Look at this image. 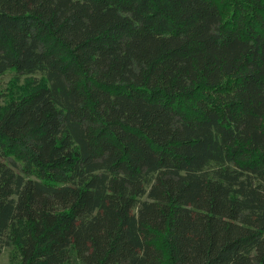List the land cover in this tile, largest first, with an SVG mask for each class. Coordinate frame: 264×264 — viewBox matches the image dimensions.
<instances>
[{"label":"trees","instance_id":"obj_1","mask_svg":"<svg viewBox=\"0 0 264 264\" xmlns=\"http://www.w3.org/2000/svg\"><path fill=\"white\" fill-rule=\"evenodd\" d=\"M7 72L11 264H264V0H0Z\"/></svg>","mask_w":264,"mask_h":264},{"label":"rangeland","instance_id":"obj_2","mask_svg":"<svg viewBox=\"0 0 264 264\" xmlns=\"http://www.w3.org/2000/svg\"><path fill=\"white\" fill-rule=\"evenodd\" d=\"M37 77H41V74H37ZM25 83V76L18 78L14 72H7L0 77V106L4 105L11 96L17 95L22 91L21 87ZM12 166L17 168V165L11 161ZM13 254V248L7 247L0 254V264H11V256Z\"/></svg>","mask_w":264,"mask_h":264}]
</instances>
